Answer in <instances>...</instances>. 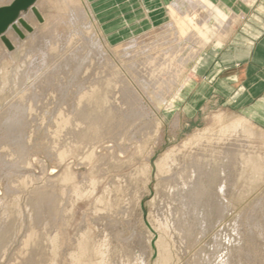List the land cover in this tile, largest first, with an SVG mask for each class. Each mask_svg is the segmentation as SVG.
<instances>
[{
  "label": "rangeland",
  "instance_id": "rangeland-1",
  "mask_svg": "<svg viewBox=\"0 0 264 264\" xmlns=\"http://www.w3.org/2000/svg\"><path fill=\"white\" fill-rule=\"evenodd\" d=\"M11 2V0H2L0 7L7 6ZM72 3L75 5H72ZM69 4L72 6H69ZM77 6L85 16L80 17ZM35 8L36 12L40 14V18L38 19L35 15L36 12L30 9L21 14L23 20L31 27V30L26 31L21 29L19 32L15 29L14 33L10 32L9 37H11L12 45L8 43V51L5 50V54L0 57V264H73L69 257L76 254V242L83 233L87 234L85 242L90 252L83 258V261L85 264H97L99 257L93 252L97 244L103 242L102 236L104 235L100 236L97 231L95 223V219L97 218L94 208L99 204L98 199H105L106 204H109L112 197L109 191L111 182L113 186L120 187V189H128L127 191L123 189L118 195L113 194L115 205L107 208V212L102 211L99 213L101 215L104 213L103 216L111 218L112 221L110 223L114 221L117 224L118 221L119 226L117 230L120 231L119 233H122L120 238L122 242L131 243L132 239L134 240L137 237V234L146 233L145 237H149L150 239V252L152 253H150L151 257L148 260V264H264V247L260 244L264 240V232L260 234L256 232L254 221L258 219L264 222V208L263 210L257 209L258 205L264 204V129L254 128L247 124L243 126L242 133L250 137L251 147L248 150L249 154H240L239 158L236 159V162L244 164H241L243 166L241 170H235L234 184L226 196V202H224L226 209L220 218L216 210L209 212L206 204H203V206H201L202 204L199 205L198 211H195V216L197 212V214H200L198 218L204 222L205 233L202 234L199 227L195 226L197 222L195 216L194 218H190V226H193V229L188 234V239L190 240L187 239L185 244L180 248V242L176 244L171 237L154 227L157 224L154 218L156 217V208H161V204L158 202V193L160 191L166 193L168 190L165 188L161 189L160 187L159 180H161V177L157 174V163L165 157L164 155L167 154V151L169 153L171 150H181L180 148H182L183 154L181 158L185 156V159H182V161H186L185 165L188 164L189 156L186 152L188 153L189 150H186L184 147L188 146L187 149L194 147L196 141L204 142L203 144L211 146L214 140L222 138L224 133L227 134L229 128L240 119L238 110L225 106L224 101L220 98L216 99L213 92H201L199 90L204 83L208 82H206L203 76L204 73L198 76V72L196 74L195 69L197 70L199 67L200 60L212 45L210 42L213 39L197 53L196 59L183 63H175L177 67L173 68L171 74L177 75V83L170 90H162L165 91L163 94L166 93V96L164 100H161L156 94L159 91L145 86L136 77L133 79L127 73L129 63L123 58L125 53L133 51V49L140 52L144 45L131 48L132 50L118 51L116 49L118 46L129 44V42L138 38L140 33L150 29H139L132 36H123L125 37L123 41L117 39L114 35L124 29L111 25L119 21L123 16L128 17L131 13H121V17L118 14H110L107 18H104L103 24L111 26L107 29L106 33L102 34L107 44L105 45V42L102 41V36L99 34L102 28L101 24L99 25V22L95 21V18L92 17L91 8L89 11L91 17L87 16L89 12L84 9L83 0H37ZM185 8H188V6L185 5ZM71 11L73 16L75 13L74 18L72 17V13L69 16L68 12ZM68 16L69 18L72 17V20L74 19L73 23L70 19H67ZM82 17L85 18L82 20ZM80 21L82 25L84 24L83 26ZM169 22L170 19L168 20L167 17L163 27L170 25L168 24ZM159 29L156 28L154 30L157 31ZM107 32L109 33L107 34ZM157 34L153 37L154 41L170 35L174 38L175 35L172 27ZM185 38L186 35L181 37V39ZM78 39L84 40L86 45L90 43L87 45L89 47H101L107 55L108 61H111L110 63L114 65L113 78H118V83L122 82L124 78L127 86L138 95L136 105L140 109L137 107L136 110L139 112L142 110L143 112L137 121L144 126L148 124L145 131L142 130L140 133L130 135L133 131L130 126H133V124L129 126L125 122L123 114L130 101L122 102L125 104L124 106L121 102L113 100V97L110 96L113 95L111 90L117 89L118 83H116V80L115 83H111L113 88L111 87L112 89L108 91L109 93H105L108 116L105 120H101L103 125L101 123H99L100 125L98 123V125H91V123H88L91 121L86 120L85 124L88 123L89 125L87 124V132L84 133L86 136L81 137L83 140L80 138L79 141L78 139L73 142L70 141L71 137H69L70 132L68 130H70L71 121L68 122L69 124L67 122V124L58 122L56 125L54 123L52 125V122L42 120L40 115L46 113L43 111L45 107H49L51 110L54 105L56 108L52 109L58 114V111L61 112V108L65 109L67 103L73 107L74 113L76 109H79L77 106L80 105L74 101H77L78 96L90 90L88 88L90 83L78 84L74 80V77L67 78L64 81L56 74L53 75L54 80L52 83H49V85L48 83L44 84L45 88L39 89L41 91L46 90L42 94L48 92V102L42 105L40 104L42 101L36 102L37 104L35 105H33L32 101L28 102V92L33 90V86L35 83L37 84L40 76L54 62L64 57L68 50L76 47L79 44ZM163 47L156 48V51H161ZM188 51L183 53L182 58L187 55ZM6 54L10 56V61L4 58ZM89 64L91 70L95 69V61L91 59L89 60ZM178 74L180 75L178 76ZM38 76L39 79H37ZM99 76L100 78L97 79L100 81L103 76ZM169 77H171L170 74L163 73L160 86L167 85ZM97 79L92 82H95ZM185 80H188V82L182 88L180 96L171 103L172 108L168 109L167 104L171 102L170 100ZM72 81L76 82L72 83ZM64 82L65 84H63ZM31 83L32 85L30 86L32 88L28 86ZM15 84L17 85L15 86ZM138 84L139 86H136ZM77 87L79 88L77 89ZM41 91L37 93L39 97L42 96ZM58 94L61 97H58ZM72 95L73 97H71ZM195 97L196 100L194 101ZM64 100L67 101L64 102ZM61 101L62 103L64 102L63 104H66L64 106L63 104H59L58 102L61 103ZM26 102L29 107L32 104L30 108L26 104V106L24 105L25 108H23V104ZM114 106L116 109H114ZM27 107L29 110L27 109L28 113L26 112V115L29 117L22 114L23 110ZM32 107H35L36 110ZM21 109H23L22 112ZM35 111L39 114H35ZM73 113H71V117H74ZM31 114L34 116H31ZM26 118L30 120L31 118L35 119L37 122L35 121V123L31 120V123ZM20 120H22L23 126L19 124L18 121ZM147 120L150 121L147 122ZM8 125L12 127H8ZM42 125H45V127ZM87 125H84V127ZM112 127H114L113 130ZM7 128L12 129V131L10 129L9 131ZM64 128H66L65 131ZM13 129L20 133H17ZM64 132H68L66 133L67 136ZM19 135L23 140V147L20 148L17 146L19 143L11 141L15 139L13 136L17 138ZM23 136L26 137L24 138ZM70 143H72L71 146L73 148L68 151L67 146ZM44 149L50 151L45 152ZM110 156H112L111 159ZM219 160L218 162L216 160L213 161V159L208 162L206 161L203 165L205 171L210 165L208 168L212 167L213 175L215 176L216 171L219 172ZM99 163L103 164L99 165ZM234 167H236L235 164ZM13 170L15 171L12 172ZM144 173L148 175V180L144 181ZM17 175H20L19 179ZM122 178L129 180V182L127 180V186ZM120 181L124 186L121 185ZM203 183H205V180ZM211 191L212 188L207 186L204 197L209 196ZM138 197H141L140 202L137 201ZM127 202H131V212L128 216L124 217L122 210ZM3 204L5 207L2 206ZM99 206L102 207V205ZM253 232L254 234L257 233V235L255 234L256 236L253 235L254 242L250 240V235ZM31 237L34 238L29 241ZM160 241L167 250V259L162 260V263L160 262L157 249V244ZM178 246L180 248L179 251ZM61 248L63 252H61ZM213 250H216V252L212 256ZM134 256H137L136 252L130 253L127 250L124 261L127 264H140ZM112 257H115L114 253ZM110 263L112 264L113 262L111 261Z\"/></svg>",
  "mask_w": 264,
  "mask_h": 264
},
{
  "label": "bare ground",
  "instance_id": "bare-ground-1",
  "mask_svg": "<svg viewBox=\"0 0 264 264\" xmlns=\"http://www.w3.org/2000/svg\"><path fill=\"white\" fill-rule=\"evenodd\" d=\"M1 1L2 0H0V2ZM11 1H13V0H11ZM248 1H250V0H248ZM69 2L71 3V1H69ZM67 5H68V3H67ZM72 5H75V4L72 3ZM72 5L69 4V6H72ZM76 5H78V4H76ZM83 5H84V9L87 12H89L90 8H89V4L87 3V0H83ZM185 5H187L188 8H185ZM74 8H76V7H74ZM77 8H78V6H77ZM30 10H34L36 12L35 5L33 7H31ZM74 10H72V11L74 12ZM72 11L68 12V13L70 14V13H72ZM77 11L80 12V17L81 16H85V14L81 12V9L78 8ZM167 13H168V17L170 19V22L168 24H170V25H167L165 27H163L165 24L161 25L159 27L153 26L152 28H150L146 32L140 34V36L138 38H136V39L132 40L131 42H129V44H124V45L118 46V48H116L118 51H120V50L124 51L126 49H131V48H134V47L137 48V47H139L141 45H144V47L141 49L140 52H139V50L135 51L133 49V51H129V52L127 51L128 53H125L123 58H124V60L127 63H129L128 66H127V73H129V75L132 76L133 79H135V77H136V79L140 80L141 83L145 84V86H148L151 89L159 91L156 94L159 96V99H161V100H164V98L166 96V93L165 94H163V93L165 91H167V90H170V88L174 84L177 83V81H176L177 80V75L174 74V73L171 74V71L173 72V68L177 67V65H175V63H177V62L183 63V62H186V61H189V60L192 61L193 59H196L195 57L197 56V53H199L200 50L203 49V47H205L207 44H209L208 42L210 40H212V39H213V41H211L210 43H212L214 45V48H219L221 46V44H222L221 41L224 39L223 37L226 36L227 32L230 30L231 25L234 23V21L238 17L236 15H231V16L227 17V15L224 14L222 11H220L218 9V7H216V5H212L207 0H173L167 6ZM35 15H36V17L38 19L40 18V14L38 12H36ZM91 15H90V12L87 14V16H89V17H91ZM69 16H71V14ZM69 16L67 17V19H70L72 21V23H73L74 19L72 20L71 18L75 17V13H74V16H73V13H72V17L69 18ZM20 17L21 18H19L18 21H16L13 24V26H11L0 37V57L3 54H5V50L8 51V47H7L8 43H10L12 45L11 37H9V34H11L10 32L14 33L15 29L18 30L19 32L21 31V29H24L26 31L27 30H31V27L27 24V22L25 20H23L22 16H20ZM83 18H85V17H82V20H83ZM70 20H67V21L71 22ZM80 23H81V21H80ZM81 25H82V23H81ZM94 26H95V24H94ZM160 27H162V28L159 29ZM171 27L173 28V31H174V34H175L174 38L172 37L173 34L170 33V31H168L172 35L166 36V37H162L158 41H154L153 40L154 39L153 37L155 36V34L161 32V31H163L165 29L169 30ZM97 28L99 29V27H97ZM156 28L159 29V30L155 31ZM153 31H155V32H153ZM15 34L17 35V33H15ZM99 34L102 36L101 31L99 32ZM184 35H186V38L185 39H181V37L184 36ZM102 39H103L102 41H104L103 36H102ZM78 43L79 44L76 47H74L71 50H68V52H66V55L64 57H62L58 61L54 62V64H52L47 69V71L45 70L44 71L45 73L42 76H40V79H39V76H38L37 79H39V81L37 82V84L33 83L34 84L33 90L31 92H28L29 94H28V98H27V99H29L28 102L32 101L33 105L37 104L36 102H41V101H42L40 103L41 105L44 104V103H47L48 102V95H49V94L47 95L48 92L42 94V92L43 91L46 92V90L44 89L43 91H41L39 89L45 88L44 84L46 85L48 83V85H49V83H52L53 80H54V76L53 75H56V74H57V76H59L64 81L67 80V78L74 77L75 78L74 80H76L78 82V84H80V83L81 84L90 83V85L87 84L88 88H90V90L88 92L84 93V94H81V95L79 94L80 96H78V98L76 99L77 101H74V102H76V104H78V105L80 104L79 106H77V107H79V109L75 108L76 110L74 111V113H73L74 109H73V107H71V105L69 103H67V104L65 103L66 105L63 104L64 102L67 101V100L66 101L64 100L63 103H62V101H61V103L58 102L59 104H63V106L65 105V109H62L60 107L61 108V112L58 111V114H56V111L52 109V108H56L55 105H54V107L52 106V108L50 107L51 110H53L52 112H50L51 110L49 109V107L47 108L44 105L45 108H44L43 111H45L46 113H43L45 115H43V114L40 115V118L42 120H47L48 122H52V125H53V123L56 125L58 122H61V123L64 122L65 124H67L68 122L71 121L70 122V130H68L70 132L69 133V135H70L69 137H71L70 138L71 142H73V141H75L77 139L79 141V139L81 137H83L84 135L86 136V134H84V133L87 132L86 127H88V125H89L88 123H91V125L92 124H97V123L99 124V123L102 122L101 120H105L106 119V117L108 116L107 115L108 114V109H107V99H105V93L106 92L109 93L108 91H110L113 88L111 86L112 82L115 83L117 81L116 83H118V81H119L118 78L117 79L113 78L114 71H115L114 65L110 63L111 61H108L107 55L101 49V47L93 45L94 47L91 46L92 47L91 48V47L87 46L90 43L86 45L84 40H79ZM188 44H190V46H188ZM105 45H107L106 42H105ZM161 46H164V47L161 49V51L157 52L156 48L161 47ZM3 47L6 48V49H4ZM195 47L196 48L198 47V49H196ZM185 51H188V53H187L186 56H184L182 58V55H183V53ZM85 55H86V57H85ZM4 58L7 59L8 61H10V56L8 54H6ZM88 59L89 60L92 59V61L96 62L95 69L91 70V67H90ZM183 70H184V68H183ZM177 71H178V69H177ZM99 72H101L102 74L99 73ZM163 73H167V75L170 74L171 77H169L170 79H169V82H167L168 83L167 85L163 84L164 86H160L161 81H162L161 76L163 75ZM180 73H181V71H180ZM96 74H98V75H96ZM99 75L103 76L102 79H100L101 82L97 79V78H100ZM179 75L180 74H178V76ZM60 78H59V80H60ZM95 79H97V80L95 82H92ZM76 81H74V82H76ZM124 81H125V79L123 78L122 82L120 81V83H118L117 89L114 88V89L111 90L113 92V95H110V96L113 97V100H115V101L118 100L121 103L124 102V101H130V102H128L129 103L128 107L126 106V109L124 110L123 114L125 116V120H126L125 122H127L129 124V126H130V124H133V126H130L133 129V131H132V133H130V135L131 134L134 135L135 133H140V131H142V130L145 131V129L147 128L146 126L148 124L147 125L145 124V126H144L142 123H139L137 121V119L139 118L140 114H142V112H143L142 110H141V112L136 110V108L138 107V105H136V102H138V95L134 92V90H131L127 86L126 82H124ZM74 82L72 81V83H74ZM187 82H188V80H185V82H183L179 86L180 88L178 89V91H176V94L170 100L171 102H169L167 104V108L168 109L172 108V104L171 103H173V101L176 100L177 97L180 96L182 88L185 87ZM18 83H19V79H18ZM63 84H65V82ZM16 85L17 84H15V86ZM30 85H32V83L29 84L28 86H30ZM113 86H115V85L113 84ZM136 86H139V84L136 85ZM30 87L32 88V86H30ZM78 88L79 87H77V89ZM12 89H13V87H12ZM164 89H165V91H162ZM38 91H41V94H42L41 97H39V95L37 94ZM12 93H13V91H12ZM53 93H55V92H53ZM56 93H58V92H56ZM21 94H20V96H21ZM167 95H168V92H167ZM58 97H61V96L59 95ZM58 97L56 96V98H58ZM71 97H73V95ZM27 99H26V101H27ZM51 100H53V99H51ZM115 101H114V103H115ZM17 102H19V101L17 100ZM55 102H57V101H55ZM25 104L28 105L27 102L24 103L23 104V108H25L24 107ZM29 104H31V103H29ZM49 104H48V106H49ZM31 105H30V107H31ZM123 105L125 106V104H123ZM20 106H22V105H20ZM120 106H121V104H120ZM28 107H29V105H28ZM28 107L26 109H24V110L21 109V112H22V110L24 111L22 114H24L25 116H28V115H26V112L28 113V111H27ZM32 108H35V107H32ZM57 109H59V108H57ZM114 109H116V107ZM35 110H36V108H35ZM36 112L37 111H35L34 113L35 114H39V113H36ZM54 112H55V114H54ZM71 113H73L72 115H74V117H71ZM15 115H17V114H15ZM116 115H118V114H116ZM31 116H34V115L31 114ZM56 116H58V117H56ZM26 119L28 120L29 118H26ZM27 120H26V122H27ZM31 120H33V119L31 118ZM31 120L29 122H31ZM38 120L40 121V119H38ZM86 120L91 121V122L87 121L88 122L87 123L88 125H87V124H85ZM10 121H11V119H10ZM33 121L35 122L36 120L34 119ZM149 121L150 120H147V122H149ZM8 122H9V119H8ZM18 122H19L20 125H22V120H20ZM121 123H122V121H121ZM118 124H119V122H118ZM246 124L255 128L254 125H251V123L246 121L244 118L240 117V119H238L237 122L231 128H229L228 133L227 134L224 133V136L222 138L214 140V142H213V144H211V146H209V144H203L204 142L202 143L200 141H196V145L194 147H191L189 149H187L188 146L184 147V148H186V150H189L188 153L186 152V154L189 156L188 164H186V165H185L186 161L185 162H183L184 160L182 161V159H185L184 158L185 156L183 155L184 157L181 158L182 154H183L182 151H181L182 148H180L181 150H179V149L171 150V151H169V153L167 151V154L164 155L165 157L162 160L159 158L161 161L159 163H157V174H158V176L161 177V180H159L160 187H161V189L165 188V189H168V190H167L166 193H164L163 191H160L158 193V202H159V204H161V208H159V207L156 208V212H155L156 217H154V218L157 221V224H155L154 222L153 223L155 224L154 227L156 229L161 230L163 233L167 234L169 237H171V239L174 240V242H176V244L180 242L179 243L180 248L182 247V245L185 244V242L189 238L188 234H189L190 230L193 229V226H190V223H189L190 220L189 219L192 218V217L194 218L195 211L198 209L199 205L202 204L201 206H203V204H206V208L208 209L209 212H211L212 210H216L219 218L221 217L222 213L226 209V205H225L224 202H226V200H227L226 196H227L228 192L230 191V188L234 184V181H235V170H241V168L243 167L241 164H244L242 162H236L237 161L236 159L239 158L238 156L240 154H244V153L245 154H247V153L249 154L248 150H250L249 147H251L250 146V144H251L250 137H248L247 135H244L242 133L243 126L246 125ZM5 125L7 126V124H5ZM84 125H87V126L84 127ZM42 126L45 127V125H42ZM8 127H12V126L8 125ZM35 128H37V127H35ZM67 128L69 129V127H67ZM113 128L114 127H112V130H113ZM51 129H53V128H51ZM10 130L12 131V129H10ZM23 130H25V129H23ZM32 130L34 131V129H32ZM36 130H38V129H36ZM65 130H66V128H64V131ZM121 130H122V128H121ZM14 131H16V130H14ZM118 131H119V129H118ZM149 132H151V131L149 130ZM17 133H20V132H17ZM35 133H37V132L35 131ZM66 133H68V132H66ZM66 133H65V135H66ZM48 134H49V132H48ZM126 134H127V132H126ZM123 135H125V134H123ZM19 136H17V138H16V136H13V137H15V139H13L11 141H15V142L19 143L17 146L20 148V147H23V142H22L23 140H22L21 136L20 137ZM121 136H122V134H121ZM128 137H130V136H128ZM81 139L83 140V138H81ZM71 144L72 143H70L69 146H67L68 151H70L71 148H73L71 146ZM76 144H77V142H76ZM50 145L52 146V144H50ZM63 147H65V146H63ZM50 148H52V147H50ZM52 149H55V148H52ZM44 150H45V152L47 151L46 149H44ZM48 151H50V150H48ZM51 152H53V151H51ZM236 154H238V155H236ZM47 155H49V154L47 153ZM111 157L112 156H110V159H111ZM101 159H103V158L101 157ZM212 159H213V161L216 160L217 162L220 159L219 160V165H218V168H219L218 171L219 172L216 171V175L215 176L213 175L212 167L208 168L210 165L206 168V171H205V168L203 167V165L206 163V161L208 162V161H210ZM17 160H18V157H17ZM15 162H17V161H15ZM102 162H103V160H102ZM212 163H214V162H212ZM101 164H103V163H99V165H101ZM234 164L236 165V167H234ZM14 171L15 170H13L12 172H14ZM202 172H204V173L201 174ZM4 176H6V175H4ZM143 176H144V178H143L144 181L149 179L148 175H145V173L143 174ZM19 178H20V175L18 176V179ZM122 179H124V178H122ZM14 180H16V179H14ZM127 180H128L127 178H125L123 180L125 185L127 184ZM204 180H205V183H203ZM128 182H129V180H128ZM120 183H121V185H123L121 181H120ZM111 184H112V182H111ZM111 184L109 185L111 187L109 191H110V194L112 195V197H111V199L109 201V204H106V200L105 199H98V203L99 204H98V206L96 208H94L95 215H96V218H97V219H95V223H96V226H97V231H98L100 236L104 235V236H102L103 242L97 244V246L94 248V252H93L94 254H96L99 257L97 264H111L110 263L111 261L113 262L112 264H127V262L124 261V256H125L127 250H129L130 253H132V252L133 253L134 252L137 253V256H134V258H136V260L139 261L140 264H148V260L151 257V255H150V253H151L150 252L151 245H150L149 237H145L146 233L137 234V237L134 240L132 239L131 243L122 242L121 239H120L122 233H119L120 231L117 230V227L119 226L118 225V221H117V224L114 221H113V223H110V221H112L111 218L103 216L104 213L102 215L99 213V212H102V211L107 212V210H108L107 208H110V207L114 206L115 205V198H114L113 194H117L118 195L124 189L122 186L121 187L123 189H120V187L113 186V184L111 186ZM207 186L211 187L212 191L210 192L209 196H207L205 198L204 197L205 196V188ZM13 188H14V186H13ZM127 189L128 188H126L124 190L127 191ZM12 191H14V190H12ZM132 198H133V196H132ZM140 199H141V197H138L137 201L140 202ZM130 204H131V202L130 203L127 202L125 204V206H124V209L122 210V213H123L124 217L128 216V214H130V212H131L130 211V208H131ZM99 205H102V207L99 206ZM2 206L5 207L4 204ZM152 206H154V205H152ZM263 208H264V204H261V205H258L257 209L258 210L259 209L263 210ZM199 216H200V214H197V212H196L195 219H196L197 222H196L195 226L199 227L200 231L203 234V233L206 232V228L204 227L203 220L198 218ZM53 217H55V216H53ZM93 219H94V217H93ZM129 219H131V218H129ZM152 219H153V216H152ZM254 221H255L256 232L259 233V234L263 233L264 232V222H262L261 220H258V219L257 220L255 219ZM130 223L132 224V222H130ZM136 223H137V221H136ZM188 226H189L190 229L188 228ZM257 233H255V234L257 235ZM255 234L253 232L250 235L251 236L250 240L252 242H254L253 241V235L256 236ZM86 235L87 234H85V233H83L81 235L83 239L80 236V238L77 240L76 246H75V247H77L76 248L77 252L74 251L76 254L71 255L69 257L70 261L73 264H85V262L83 261V258L87 254L90 253L89 249L87 248V243L85 242ZM32 238H34V237H31L29 239V241ZM188 240H190V239H188ZM48 241H49V239H48ZM260 244H261V246L264 247V240ZM68 245H69V243H68ZM157 246H158L157 249H158V252H159V259H160V262L162 263V260L167 259L166 258L167 250H166L165 247H163L161 241L157 244ZM180 248L178 246V251L180 250ZM183 249H184V247H183ZM67 250H69V249H67ZM181 251H183V250H181ZM61 252H63L62 248H61ZM213 252L214 253L211 254L212 256L215 254L216 250H213ZM113 253L115 254L114 258L112 257ZM116 253H117V255H116ZM64 254H66V253H64Z\"/></svg>",
  "mask_w": 264,
  "mask_h": 264
},
{
  "label": "crops",
  "instance_id": "crops-1",
  "mask_svg": "<svg viewBox=\"0 0 264 264\" xmlns=\"http://www.w3.org/2000/svg\"><path fill=\"white\" fill-rule=\"evenodd\" d=\"M171 1L87 0L95 21L101 24L102 34L111 26L122 27L124 30L118 33L116 31L117 34L114 35L121 41L139 29L164 25L168 17L167 6ZM207 1L216 5L227 17H238L223 37L221 46L214 48L212 44L200 60L197 70L195 69L198 76L204 73L208 82L199 90L213 92L216 99L224 101L225 106L238 110L241 118L263 130L264 0ZM126 12L131 15L121 17L120 14ZM110 14H118L121 18L111 26L104 25V18Z\"/></svg>",
  "mask_w": 264,
  "mask_h": 264
},
{
  "label": "water",
  "instance_id": "water-1",
  "mask_svg": "<svg viewBox=\"0 0 264 264\" xmlns=\"http://www.w3.org/2000/svg\"><path fill=\"white\" fill-rule=\"evenodd\" d=\"M36 2L37 0H13L7 6L0 7V37Z\"/></svg>",
  "mask_w": 264,
  "mask_h": 264
}]
</instances>
